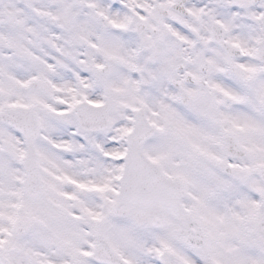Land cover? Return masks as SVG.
Here are the masks:
<instances>
[{
	"label": "snow or ice",
	"instance_id": "snow-or-ice-1",
	"mask_svg": "<svg viewBox=\"0 0 264 264\" xmlns=\"http://www.w3.org/2000/svg\"><path fill=\"white\" fill-rule=\"evenodd\" d=\"M0 264H264V0H0Z\"/></svg>",
	"mask_w": 264,
	"mask_h": 264
}]
</instances>
